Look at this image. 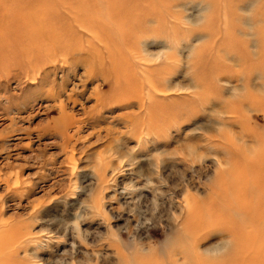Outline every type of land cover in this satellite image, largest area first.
I'll use <instances>...</instances> for the list:
<instances>
[{
  "label": "rangeland",
  "instance_id": "obj_1",
  "mask_svg": "<svg viewBox=\"0 0 264 264\" xmlns=\"http://www.w3.org/2000/svg\"><path fill=\"white\" fill-rule=\"evenodd\" d=\"M70 1L0 0V19L28 20L4 40L24 55H0V264H256L264 208L223 184L264 142V0H164L136 51L100 18L149 77L135 91L80 23L42 24Z\"/></svg>",
  "mask_w": 264,
  "mask_h": 264
},
{
  "label": "bare ground",
  "instance_id": "obj_2",
  "mask_svg": "<svg viewBox=\"0 0 264 264\" xmlns=\"http://www.w3.org/2000/svg\"><path fill=\"white\" fill-rule=\"evenodd\" d=\"M71 1L65 3L66 11H64V14L61 18L56 19V17L54 16V12L51 10V13L47 12L48 14L45 13L40 18L42 20V24H44L45 26L52 27L56 23H58L60 24V28H64L71 26V24H73L74 22L80 23L81 28L90 32L89 34L90 39L87 38L86 40L87 45L91 47V40L92 41L101 40L104 43L102 47L107 53L108 56L107 60H109V63L112 64L114 63L112 67L109 66L108 73H110L111 75L118 76L116 77L117 78L116 82L119 83L122 82L127 88L133 89L134 91L135 89H137L138 86H140L139 84H141L142 82H145L146 83L145 85L150 86L149 77L143 75L142 76L135 75L132 69V62L128 59L129 56L125 55L122 52H120L118 55L112 54L111 52L112 50H110L111 46L109 47L107 44H105V42L109 41L114 35L112 36V34L108 32L109 29L105 30V27L107 25L106 21H101V20L104 18L109 22H113L116 19H118V22L115 21L117 22L116 25L117 28H119V31H122L123 34L124 33L127 34V37L125 36V42L129 44L128 46L132 50L136 51V47L132 46L133 44L130 43L131 34L134 36V33L137 34L143 31L146 32L149 29L146 28L147 24L151 20L153 21L162 20L161 14L155 11V6L157 4H160L164 0H85L82 2L75 3V8H76L75 10L77 11L73 10V13L70 14V18H68L67 13L68 11L72 12L71 6L73 5L74 0ZM98 2L100 4V7H98ZM38 19L37 18L33 19L30 17L31 26L35 25V21L39 22ZM0 21L2 22L3 26L6 27L10 26L11 28L14 27L13 31L10 30V33L7 31V28L6 30H4V33L0 32L1 33L0 55H4V56L7 55V58H9L10 60L23 56L24 48L21 45L14 42L12 44L8 43V45H4V40L8 38H12L14 40H19L22 42L21 37H23L24 31L28 28L26 25L28 23L27 18L25 17V15L19 14L18 12L17 14L14 15L11 14L5 15L4 13V17L1 18ZM41 33H44L45 36L48 38L53 37L52 44H55V42H57L58 44H62L67 39L65 36H61V37L55 36L54 32L53 31L51 32L50 30L49 31L44 30ZM75 35H76L75 31L70 32L69 39H71ZM53 46H54L53 49L56 50L55 45ZM33 48L34 50L32 48H30V50L35 52L37 55L41 53L39 50L36 49V47ZM119 59L123 60L121 61L123 62L122 64H119ZM115 61H117L116 64ZM259 141H261V139ZM260 145L261 147L258 151L251 152V154L249 155H242L241 157L233 158L234 159L232 161L233 170L230 171L231 178L224 181L223 184L225 189L224 193L229 192L230 194H233V198H234L233 202L235 203V205L244 207L246 210H248L249 206L246 204V198L250 201L256 200L257 203L256 210H258V212H261V209L264 208L263 206L264 205V142L261 141ZM229 203L231 204L230 200ZM11 232H10L11 239H6L5 242L14 244L15 241L18 240L20 234H18V232H16L15 229H12ZM256 264H264V250L261 251V257Z\"/></svg>",
  "mask_w": 264,
  "mask_h": 264
}]
</instances>
